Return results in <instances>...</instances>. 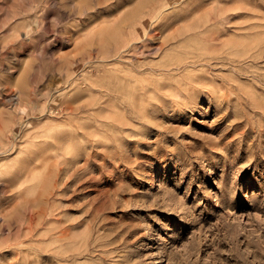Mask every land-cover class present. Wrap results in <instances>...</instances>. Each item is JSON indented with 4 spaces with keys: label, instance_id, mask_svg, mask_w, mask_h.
<instances>
[{
    "label": "rangeland",
    "instance_id": "1",
    "mask_svg": "<svg viewBox=\"0 0 264 264\" xmlns=\"http://www.w3.org/2000/svg\"><path fill=\"white\" fill-rule=\"evenodd\" d=\"M259 43L264 0H0V264H264ZM124 73L126 101L93 108ZM56 128L75 143L44 189L18 175Z\"/></svg>",
    "mask_w": 264,
    "mask_h": 264
},
{
    "label": "bare ground",
    "instance_id": "2",
    "mask_svg": "<svg viewBox=\"0 0 264 264\" xmlns=\"http://www.w3.org/2000/svg\"><path fill=\"white\" fill-rule=\"evenodd\" d=\"M158 7H155V9L158 8ZM150 14H153V11L150 12ZM224 18H225V16H221L220 17L218 15L216 18H214L213 21H211L209 23V27H206L202 32L199 33V35L205 41H207V42H210L211 41L212 43H214L216 45H218L221 42L228 41L231 38V35L230 34H227V33H228L229 29H235L233 27L235 25H232V27L230 26V24L233 22V20L231 19V17L226 16V18L225 19ZM242 21L246 22L245 20H242ZM219 23H220V30L218 31V30L215 29V27L218 26ZM137 27H139V25ZM134 31H136V27H135ZM194 34H196V33H194ZM178 35H180V34H178ZM125 45H127L126 46L127 49H125V50H134V51H137V49H138V41H135L133 39V37L127 39L126 40V43L123 44V46H125ZM120 48L121 47H119L117 49H120ZM253 48H255L256 50H252ZM253 48L250 49L251 53H253L252 54V57L253 58L259 59V58H261V57L264 56V54H263V52H264V45L262 43H259L258 46H257V48L256 47H253ZM246 50L249 51V48L246 47ZM118 52H120V50H118ZM128 56L129 55L127 53V57ZM136 73L138 75L141 74V73L139 74L138 71ZM136 73L133 74V75H130L128 77H127V74L124 73V74H126V76H124L125 77V81L124 82H121L122 80L119 79L121 83H119V80L117 81V83L115 82L116 81L115 80L116 77L115 78H112V79L115 80L112 83L115 82L116 85H114V87L113 86L108 87L109 86V84H108L107 85L108 88L105 89L106 88L105 87L104 88L105 90L103 89V92H102V96L103 97L105 96L104 97L105 99L101 100L102 98H96V100H94L96 102H94L93 104H96L98 106L97 107H93V108L99 109L101 111L102 109H104L103 108L104 106H102L104 103H106L108 106H111L112 105L111 107L115 108V107H118L117 104H119V103H117V100H119L120 103L123 102V101H126L124 98H121L122 96H120V93L119 92H121V90H123L122 92H124V91H126L125 90L126 88H128V89H130V87L132 88L131 85L138 84L139 83V80L137 78V74ZM120 76L121 75H119V77ZM108 79H110V78H108ZM112 83H111V85H113ZM132 89L134 91V88H132ZM88 90L90 91V94H92L93 96H97L98 95V91H94L93 90V87H90V84H89ZM150 90H152V89H150ZM141 91H142V89H141ZM150 92L151 91H149V94H151ZM62 95H65V94H62ZM127 95H128V98H129V100L131 102H134L135 99L137 98V97L135 98V96H136L135 92H132L131 90H127ZM127 95L125 96L126 98H127ZM145 95H146V92L145 91H142V92L139 93V95H138L139 98H137V99L138 100L140 98L141 99H144L145 98ZM154 95H155V92L152 91L151 97L152 96L154 97ZM137 99H136V101H137ZM139 101H142V100H139ZM68 102H66V104L64 103V105H63L64 107L63 108L64 109L65 108L66 109H69L70 112L73 113L75 110H77L78 107L77 108H74L72 105L67 104ZM128 103H129V101H128ZM65 105H66V107H65ZM85 105L86 106H91V107L94 106V105H91L89 102L86 103ZM133 107H134V105H133ZM130 110H132V109H130ZM132 111H134V110H132ZM139 114H140V112H139ZM118 116H120V114ZM122 117H125V116L123 115V116H121V118ZM122 119H120V120H122ZM126 119H127V117H126ZM109 126H111V124ZM80 128L82 129V126ZM56 130H57V128L54 129V131H49V132H47V130H43V131L36 130V131H34L32 137H31V140H30V144H29L28 148L26 149L27 155L23 159L24 161H22V169L20 170V173L18 175L20 178L23 177V180L24 181H28V180L32 179L33 176H34L33 175V172L35 171V169H37L38 167H42V168L45 169V173H44V177L41 180L43 184L42 183H40V184H41V187H43L45 189V187L48 185V182L50 181V178L52 177V176H50V172L52 170H54L55 168L58 169L59 165L63 162V159H62V156H61V153H60V149L62 148V142L70 141L74 145V143H75V136L73 134H67V136L64 137L63 135H61L64 132H60L59 133V130L58 131H56ZM68 131H69V133H71V132L74 131V128H71ZM77 131L80 132L79 129ZM59 134H60V137L57 136ZM69 146H71V144H69ZM47 170H48V172L46 173ZM19 177L16 178V179L18 180ZM41 187H40V190L42 191L43 189ZM43 192L44 191H42V194H46V195L48 193L49 194H53L51 191L48 192V193L47 192H44L43 193ZM39 193H41V192L39 191ZM39 196H41V194L40 195L38 194V197ZM38 197H37V199H38ZM1 219L4 220V218L2 217V215L0 213V220ZM2 225H3V223L1 224V226ZM1 226H0V232L2 231ZM97 249H98V247L94 245L93 246V250L95 251ZM87 250H89L88 252H92L93 251L91 249V247H88Z\"/></svg>",
    "mask_w": 264,
    "mask_h": 264
}]
</instances>
